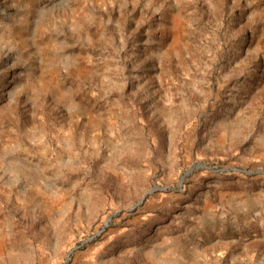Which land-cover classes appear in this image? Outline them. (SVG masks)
Masks as SVG:
<instances>
[{"label": "rangeland", "instance_id": "obj_1", "mask_svg": "<svg viewBox=\"0 0 264 264\" xmlns=\"http://www.w3.org/2000/svg\"><path fill=\"white\" fill-rule=\"evenodd\" d=\"M0 264H264V0H0Z\"/></svg>", "mask_w": 264, "mask_h": 264}]
</instances>
